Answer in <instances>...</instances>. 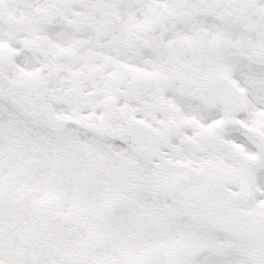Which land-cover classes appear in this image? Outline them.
Returning a JSON list of instances; mask_svg holds the SVG:
<instances>
[{"label":"snow or ice","instance_id":"6c2138e0","mask_svg":"<svg viewBox=\"0 0 264 264\" xmlns=\"http://www.w3.org/2000/svg\"><path fill=\"white\" fill-rule=\"evenodd\" d=\"M0 264H264V0H0Z\"/></svg>","mask_w":264,"mask_h":264}]
</instances>
